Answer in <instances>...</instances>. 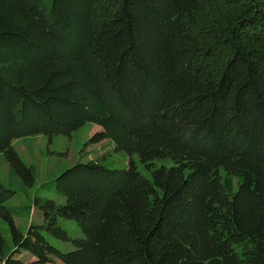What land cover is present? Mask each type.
I'll list each match as a JSON object with an SVG mask.
<instances>
[{
	"label": "trees",
	"instance_id": "obj_1",
	"mask_svg": "<svg viewBox=\"0 0 264 264\" xmlns=\"http://www.w3.org/2000/svg\"><path fill=\"white\" fill-rule=\"evenodd\" d=\"M88 122L128 166L65 169L26 232L0 183V264H264V0H0V153L32 184L13 140Z\"/></svg>",
	"mask_w": 264,
	"mask_h": 264
},
{
	"label": "rangeland",
	"instance_id": "obj_2",
	"mask_svg": "<svg viewBox=\"0 0 264 264\" xmlns=\"http://www.w3.org/2000/svg\"><path fill=\"white\" fill-rule=\"evenodd\" d=\"M99 130V125L88 122L72 131L70 135L58 134L50 138L45 134H33L14 139L13 146L21 158L35 169V179L32 184H27L12 169L6 154L0 153V183L14 190L12 196L6 200L5 205L13 210L14 221L23 232H26L32 223L41 224L43 222V213L34 204L37 197L50 198L59 204L66 203V197L52 186L55 178L65 169L78 162L91 160L99 161L111 168L128 166L130 158L128 153L115 149L109 139L92 142L91 138ZM133 158L138 168L145 175L151 176V171L145 166L140 156L134 154ZM155 164L156 166L170 167L173 160L171 158L157 159ZM29 210H31L30 213ZM58 223L68 231L71 237L84 236L77 222L59 217ZM0 230L8 244L13 248L9 223L0 219ZM47 238L53 245L65 252L75 248L71 240L65 241L51 234H47ZM22 255H25L27 260L33 256L27 251H23ZM48 264L63 263L54 261Z\"/></svg>",
	"mask_w": 264,
	"mask_h": 264
}]
</instances>
